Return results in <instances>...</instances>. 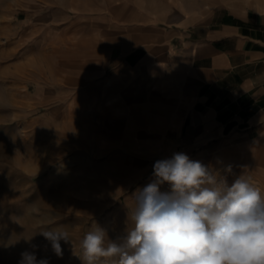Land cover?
I'll list each match as a JSON object with an SVG mask.
<instances>
[{
	"label": "rangeland",
	"instance_id": "374dc122",
	"mask_svg": "<svg viewBox=\"0 0 264 264\" xmlns=\"http://www.w3.org/2000/svg\"><path fill=\"white\" fill-rule=\"evenodd\" d=\"M130 3L0 0V264H19L25 251L82 264L81 241L97 226L122 242L134 227L135 193L152 181L157 160L178 152L165 148L162 133H130L113 108H86L63 93L68 74L86 66V9L95 16ZM209 167L229 185L237 178ZM51 229L69 234L62 257L40 234Z\"/></svg>",
	"mask_w": 264,
	"mask_h": 264
},
{
	"label": "crops",
	"instance_id": "0c3cea01",
	"mask_svg": "<svg viewBox=\"0 0 264 264\" xmlns=\"http://www.w3.org/2000/svg\"><path fill=\"white\" fill-rule=\"evenodd\" d=\"M147 1L86 9V66L66 100L113 108L126 131L160 132L264 193V0Z\"/></svg>",
	"mask_w": 264,
	"mask_h": 264
},
{
	"label": "clouds",
	"instance_id": "9594fccd",
	"mask_svg": "<svg viewBox=\"0 0 264 264\" xmlns=\"http://www.w3.org/2000/svg\"><path fill=\"white\" fill-rule=\"evenodd\" d=\"M152 175L135 193L134 227L127 236L118 243L101 227L87 232L80 245L82 264H100L102 259L114 264H264V195L244 175L229 185L183 152L157 160ZM165 183L170 192L160 191ZM40 234L62 257L61 241H70L68 232ZM19 264L49 260L25 251Z\"/></svg>",
	"mask_w": 264,
	"mask_h": 264
}]
</instances>
